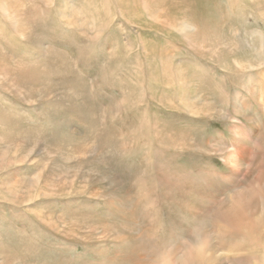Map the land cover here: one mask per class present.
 I'll return each instance as SVG.
<instances>
[{
    "label": "rangeland",
    "instance_id": "374dc122",
    "mask_svg": "<svg viewBox=\"0 0 264 264\" xmlns=\"http://www.w3.org/2000/svg\"><path fill=\"white\" fill-rule=\"evenodd\" d=\"M250 32L264 0H0V264H264Z\"/></svg>",
    "mask_w": 264,
    "mask_h": 264
},
{
    "label": "bare ground",
    "instance_id": "6f19581e",
    "mask_svg": "<svg viewBox=\"0 0 264 264\" xmlns=\"http://www.w3.org/2000/svg\"><path fill=\"white\" fill-rule=\"evenodd\" d=\"M144 1V0H143ZM227 1V0H226ZM229 1H231V0H229ZM231 3V2H230ZM180 7V6H179ZM153 9V8H152ZM178 9V8H177ZM180 10H179V12H184V10H183V8H179ZM155 10V9H154ZM152 11V10H151ZM151 11L150 12H146V15L145 16H148V17H152V13H154L153 11H152V13H151ZM145 14V13H144ZM181 14V13H180ZM184 14V13H183ZM185 15H187V14H185ZM188 15H190V14H188ZM192 16V15H191ZM196 17V16H195ZM190 18V17H189ZM194 18V17H193ZM195 20V19H194ZM158 22V21H157ZM196 22H197V20H196ZM232 22V21H231ZM175 23V22H174ZM205 24L206 23H202V25H199L198 24V22H197V25H199V27L202 29L203 28V26H205ZM211 24V23H210ZM161 25H163V24H161ZM177 25H179L178 27H177V31L178 32H183V31H187V30H189V29H191L192 27H193V25L190 23V22H188V21H182L181 23H179V24H177ZM172 26V25H171ZM163 29V28H162ZM211 30H212V28H210ZM208 30V29H207ZM213 31V30H212ZM207 32V31H206ZM208 32H210V31H208ZM211 33V32H210ZM251 33V35L252 36H254V35H256L257 36V38H258V43L260 44V46H262L264 43V41H263V39H264V35L262 34V33H257V32H250ZM197 34V33H196ZM206 34V33H205ZM209 34V33H208ZM198 35V34H197ZM196 35V36H197ZM208 36V35H207ZM200 38V37H199ZM205 38V37H204ZM208 38H210V37H207V39ZM201 40V39H200ZM139 41V40H138ZM211 42V41H210ZM210 42H208V44L210 43ZM138 43V42H137ZM196 43V42H195ZM197 43H198V41H197ZM203 44V43H202ZM214 44V43H213ZM212 44V42H211V44L210 45H213ZM217 44V43H216ZM198 45H199V43H198ZM215 45V44H214ZM213 45V46H214ZM216 46V45H215ZM212 47V46H211ZM210 47V48H211ZM259 47V46H258ZM213 48V47H212ZM260 48V47H259ZM264 49V48H263ZM195 50V49H194ZM210 50V49H209ZM196 51V50H195ZM204 51V50H203ZM149 52V51H148ZM152 53V52H151ZM194 53V52H193ZM263 53H264V51H263ZM150 55V54H149ZM148 55V56H149ZM153 54H151L150 56H152ZM197 55H199V54H197ZM149 56V57H150ZM154 56V55H153ZM159 56V55H158ZM162 56V55H161ZM262 57H263V55H262V51H260V53H259V58L257 59V60H255L256 62L254 63V65H251L250 67L251 68H258V67H260V66H262L264 63H263V59H262ZM211 58V57H210ZM154 59V58H153ZM159 60V59H158ZM161 62V61H160ZM153 66H155V64L153 65ZM153 77L155 78V79H159V76L157 75V74H154L153 75ZM253 82L254 81H252V84H253ZM229 86H231V85H229ZM251 92V96L253 97V98H255V97H259V100H262V97H264L263 95H264V82L262 81V79L261 78H259L258 80H257V83H254V87H253V90L252 91H250ZM239 94V93H238ZM233 98L234 99H236V97H237V92H234L233 93ZM255 96V97H254ZM255 101V100H254ZM262 103H263V100H262ZM258 104V103H257ZM232 106V105H231ZM260 106V105H259ZM264 107V106H263ZM246 229H247V231H250L251 230V227L249 226V225H247L246 226ZM161 263V262H160ZM158 264V263H157ZM163 264V263H162Z\"/></svg>",
    "mask_w": 264,
    "mask_h": 264
}]
</instances>
